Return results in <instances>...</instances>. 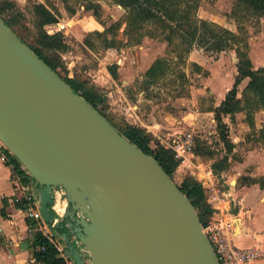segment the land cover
<instances>
[{"label":"water","instance_id":"obj_1","mask_svg":"<svg viewBox=\"0 0 264 264\" xmlns=\"http://www.w3.org/2000/svg\"><path fill=\"white\" fill-rule=\"evenodd\" d=\"M0 143L75 264H219L196 209L0 17ZM240 218L235 219L238 229Z\"/></svg>","mask_w":264,"mask_h":264},{"label":"rangeland","instance_id":"obj_2","mask_svg":"<svg viewBox=\"0 0 264 264\" xmlns=\"http://www.w3.org/2000/svg\"><path fill=\"white\" fill-rule=\"evenodd\" d=\"M11 1L25 16V33L34 32V3L44 4L57 16L68 45L67 51L60 54L65 77L77 84L79 94L87 96L121 134L128 127L139 128L151 137L152 148L160 145L173 151L179 161L172 175L175 183L181 186L189 178L199 182L212 208L209 221L225 212L233 217V232L235 219L240 218L239 187L255 179L264 189L263 162L258 163L259 170L253 163H248L243 172L236 169L250 151L264 154V110L254 113L253 123L244 112L223 118L228 139L234 144L231 152L220 140L212 112L237 75L235 50L209 53L196 46L183 54L176 46L177 40L169 44L163 37L165 32L153 26L139 29L129 39L125 11L113 0ZM234 7L235 0H201L197 16L232 32L238 31L236 24L240 21L246 30V50L254 69L264 67V16L246 20ZM113 25L118 28L111 30ZM161 61L156 81L147 83V71ZM193 63L201 66L200 72ZM247 82L245 79L239 85V98ZM188 133L193 138L191 147L177 150V141ZM199 149L204 155L196 154ZM226 157V168L215 171L213 164ZM253 173L255 178L250 177ZM239 233L236 228L235 234ZM233 241L240 246L236 238Z\"/></svg>","mask_w":264,"mask_h":264},{"label":"trees","instance_id":"obj_3","mask_svg":"<svg viewBox=\"0 0 264 264\" xmlns=\"http://www.w3.org/2000/svg\"><path fill=\"white\" fill-rule=\"evenodd\" d=\"M201 0H113L125 11L126 34L129 39L132 34L145 26H153L160 32H165L164 39L169 44L178 41L183 54L189 53L192 48L198 47L209 53H221L235 50L237 55V75L230 90L226 93L219 106L212 109L214 119L218 128L220 140L227 148L228 152L233 150L234 144L229 141L227 125L223 118H232L239 112L246 114V119L253 123V115L256 111L264 110V67L254 69L247 52L246 30L237 21V32H232L217 23L209 20L200 19L197 16ZM239 16L249 20L252 17L264 16V0H235V7ZM236 11V10H235ZM34 18V32L25 33L23 20L25 16L18 5L11 0H0V17L5 24L48 66H50L69 86L77 93V84L65 77L61 55L67 51L63 34L58 27L57 16L44 4L34 3L32 5ZM238 19V17H237ZM118 28L113 25L111 30ZM133 37V36H132ZM156 64V65H155ZM146 73L149 84L154 83V77L158 70L163 66L162 61L155 63ZM196 71H201V66L192 64ZM185 79V74H182ZM248 79L247 85L242 91V97H238V87L243 80ZM83 97L97 110L87 96ZM99 112V111H98ZM107 119V118H106ZM108 120V119H107ZM143 152L153 156L163 170L172 177L173 172L179 165L173 151L156 145L150 146L151 137L143 130L135 127H128L122 134ZM1 144V143H0ZM1 154L6 158V164L12 167L13 174L21 176L23 186L27 195L30 194V187L27 185L29 173L22 167L19 160L13 156L4 146L1 145ZM196 154L204 155L199 149ZM212 157V156H209ZM227 157L220 162H215L213 168L220 171L227 166ZM252 184L257 183L252 179ZM179 188L187 195L192 205L197 211L199 219L205 227L211 217L212 208L207 204L204 191L196 180L191 178L185 180ZM25 208V205L22 206ZM31 221L29 226H33ZM35 245L38 249L35 252V259L42 264H65L59 257L56 248L43 236L35 233ZM89 264V260L84 257ZM75 264V263H74Z\"/></svg>","mask_w":264,"mask_h":264},{"label":"crops","instance_id":"obj_4","mask_svg":"<svg viewBox=\"0 0 264 264\" xmlns=\"http://www.w3.org/2000/svg\"><path fill=\"white\" fill-rule=\"evenodd\" d=\"M255 153L250 151L244 155L235 168L243 172L248 163H253L255 170H259L258 163L264 164V154ZM262 175L264 176V171ZM250 177L255 178L256 173L250 174ZM21 179L0 158V264H42L35 259L38 248L28 233L32 220L26 216L22 207L25 205L26 192ZM30 181L31 178H28V183ZM30 188L32 198H38L37 188L33 185ZM237 193L240 197V233L236 235L235 228L233 240L236 238L240 242V248H258L264 251V189L254 183L239 187ZM16 198L21 200L15 202ZM69 237L83 257L89 259L84 246L73 235ZM245 241L250 243L245 244ZM251 264H264V259Z\"/></svg>","mask_w":264,"mask_h":264},{"label":"built area","instance_id":"obj_5","mask_svg":"<svg viewBox=\"0 0 264 264\" xmlns=\"http://www.w3.org/2000/svg\"><path fill=\"white\" fill-rule=\"evenodd\" d=\"M59 29L61 28L58 23ZM193 138L190 133L184 135L183 139H179L176 143L177 150H186L192 145ZM1 150V144H0ZM1 160L6 161V158L1 154ZM27 185L36 187L35 182L31 181ZM37 188V187H36ZM26 216L31 219L34 224L29 226L28 233L30 237L35 240V233L39 232L56 248L58 255L65 264H74V260L65 246L60 236L56 233L54 228L44 219L39 205L38 198H32L31 188L30 194L25 195ZM21 199L16 198L14 201L19 202ZM233 217L223 212L220 216L213 218L205 227L204 233L207 235L212 248L215 252L219 264H251L261 258H264V252L258 248H240L233 242L234 231L230 232L233 226ZM40 249V248H38Z\"/></svg>","mask_w":264,"mask_h":264}]
</instances>
